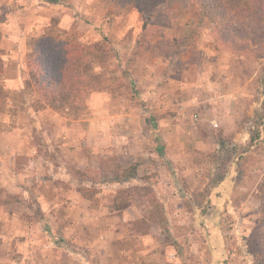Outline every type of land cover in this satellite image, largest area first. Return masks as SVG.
<instances>
[{
    "label": "rangeland",
    "instance_id": "obj_1",
    "mask_svg": "<svg viewBox=\"0 0 264 264\" xmlns=\"http://www.w3.org/2000/svg\"><path fill=\"white\" fill-rule=\"evenodd\" d=\"M128 1L45 0L41 5H10L9 0H0V49L5 65L0 132L9 130L15 136L16 129L18 138L27 142L25 152L33 156L37 150L52 162L61 160V155H49V147L58 145L47 133L53 114L80 117L89 110L97 113V121L107 132L115 128L123 135L132 128L136 132L131 142L122 140L120 156L108 144L104 154L97 152V168L89 167L101 174L99 184L84 183L96 189V202L87 206V216L75 221L80 240L89 247L82 251V263L66 250H15L9 242L0 243V264H117L109 250L112 232L116 230L113 241L119 243L140 233L131 223L145 214L149 191L163 203L169 224L152 226L149 234L154 248L148 264H254L248 243L262 229L258 219L264 203L258 195L264 181V0H253V21H262L254 39L238 46L210 24L201 28L197 45L185 48L177 60L163 43L181 28L196 25L202 13L198 1L177 0L173 7L179 11L187 1L184 14L170 27L160 23L154 43L161 42L142 55L134 53L144 33L145 16ZM65 42L72 46L93 43L112 52L106 62L91 64L88 76L94 86L76 101L80 109L58 112L42 101L32 68L41 50L59 54L66 51ZM208 76L218 80L220 87L208 88ZM91 100L97 106L88 104ZM131 115L137 117L136 123ZM257 127L261 135L251 143ZM220 129L234 143L251 144L240 167L236 157L230 168L229 196L222 207L210 197L219 186L214 187L220 165L213 154L218 150ZM9 139L0 134L2 144ZM3 152L0 149V162L13 163L17 174L30 164L25 152ZM62 157L70 171L76 168L65 154ZM102 163H106L104 169ZM117 164L122 167L119 175L113 172ZM134 165L138 167L135 177H124L123 170ZM112 178L118 183H109ZM5 179L0 176V231L40 219V199L22 200L20 194H11ZM123 187L136 191L120 210L115 198ZM222 194L216 190L214 197ZM99 213L105 215L102 221L96 218ZM20 216L22 221H18ZM105 246L107 250L100 251ZM163 248L170 249L165 261L158 251ZM121 252V259L136 263L137 254L128 249Z\"/></svg>",
    "mask_w": 264,
    "mask_h": 264
},
{
    "label": "trees",
    "instance_id": "obj_2",
    "mask_svg": "<svg viewBox=\"0 0 264 264\" xmlns=\"http://www.w3.org/2000/svg\"><path fill=\"white\" fill-rule=\"evenodd\" d=\"M134 2L141 14L145 16L143 22V31L141 37L137 39L135 55H142L158 47L159 42L154 43V35L159 32L157 26L162 25L170 27L173 20L184 14V8L187 1L181 3L182 9H175L173 6L177 0H130ZM128 1V2H130ZM201 6L202 13L193 27L181 28L172 38L163 43L167 51L173 56V60H177L185 48L195 47L197 45V37L200 35L201 28L212 25L221 34H224L230 43L242 45L246 39H254L259 31L262 21L254 18L253 0H197ZM230 1H232L230 3ZM164 8H160L164 4ZM68 42V41H66ZM65 52L54 54L45 50H41L33 64V76L37 80L36 90L41 96L42 101L53 110L61 112L65 109L77 108L76 101L83 98V95L94 86L91 76L88 72L91 64L96 61H105L110 57L111 50L103 46L93 43L78 42L75 46L69 43ZM238 45V46H239ZM5 65L2 59L0 49V110L3 107V79ZM264 107V103H263ZM261 118V114H260ZM261 135L259 127L251 134V143L258 139ZM218 150L213 154L214 159L219 161V172L215 179L214 187L218 186L228 176L231 166L238 157V168L241 165L244 154L249 150L251 144L234 143L232 136L224 133L220 129L217 133ZM106 163H102L101 168H105ZM121 168L118 164L113 169L119 175ZM124 177L132 178L138 172L137 166L123 170ZM71 173L78 179L93 184L100 183V170L90 168L79 169L71 168ZM123 180V179H122ZM121 181V180H118ZM82 196L91 202H96V189L92 186L83 184L80 187ZM135 188L123 187L117 191L115 205L125 207L128 200L134 198ZM260 198L264 197V181L260 183L258 189ZM147 200L144 202L145 214L132 221L135 231L141 234H149L154 224L167 227L169 220L166 215L165 207L157 194L153 191L147 192ZM6 202V201H3ZM128 206V205H126ZM121 210V208H120ZM258 222L259 229L253 238L249 240V252L254 256V264H264V203L259 212Z\"/></svg>",
    "mask_w": 264,
    "mask_h": 264
},
{
    "label": "crops",
    "instance_id": "obj_3",
    "mask_svg": "<svg viewBox=\"0 0 264 264\" xmlns=\"http://www.w3.org/2000/svg\"><path fill=\"white\" fill-rule=\"evenodd\" d=\"M16 3H19L18 5H41L45 3V0H9L10 5H16ZM205 83L212 90L220 87V82L214 80L211 76H208ZM211 102L212 107H215L216 104H213V100ZM88 104L97 106V101L91 100ZM87 111V113L80 117L56 113L50 118L52 120L51 128L48 129L49 132L47 133L51 134L54 142H58L57 146L59 147H49V155H61L60 161H49L45 155L43 156L41 153H38L37 150L32 151L35 153L33 156L25 152L28 149L27 142L22 137L20 139L18 138L19 134L16 129L14 130L15 136L11 135L9 130L0 132V134H5L6 137L10 138L4 144L0 142V149L4 151L3 153L13 152L15 154H21V152H25L29 156L30 162V164L21 167L19 170L23 172H18V174L14 171L13 167L15 165L13 163H10L9 166L6 160L0 162V172H2L0 176L1 178L6 177L7 189L13 195L20 194L19 198L22 200L32 196L38 197L42 203V216L40 219L30 221L29 225L21 223V225L17 226L14 224L13 227L4 226L3 230L0 231V243L7 244L11 242L9 244L15 250L23 249L24 251H36L42 248H49L56 250V252L61 251L64 253V250H66L81 262L82 251L89 247H86L87 245L80 240L79 225L75 221L89 214L87 206L89 209L91 201L83 197L80 190V187L85 181L78 180L71 173L67 161L63 159L62 155L65 154L68 157L67 160H71L76 168H97V152H103L104 154V148L109 144V146L117 148L114 153L120 156V152L123 151L122 140L128 139L131 142L136 136L133 128L131 131L124 133V135L116 128L115 130L108 131V133L107 130H104L101 122L97 121V113ZM131 117L132 123H136L138 120L137 117L135 118L133 115ZM211 120L215 123L218 122L216 118H211ZM97 146H100V148L97 149ZM125 149L128 150L127 147ZM98 168L100 167L98 166ZM24 171L29 173L26 174ZM16 174L18 177H16ZM11 175L12 178L8 180L7 178L11 177ZM38 177L42 178L41 182L38 180ZM231 178L232 175L227 176L214 189L215 191L222 190V195L216 198V196L214 197L215 191L213 190L211 192L210 197L213 198L216 204L221 205L226 202L227 196H229L227 191L229 190V180ZM108 182L118 183L115 178L110 179ZM84 205L86 206L85 209ZM217 207L220 208V206ZM104 216L99 213L96 218L102 221ZM20 220L22 221L21 216L18 218V221ZM113 238L117 239L116 230L112 232V239L109 244L111 259L114 262L124 264L127 260L121 259L118 254L122 253L121 251L123 249H128L137 254V261L136 263L127 261L126 264L149 263V258H151V253H153L152 249L154 248L152 247L154 239H152L150 234L135 233L131 237H126L124 243H119L117 240L113 241ZM104 249L107 250V246L100 249V251ZM158 251L163 254L165 261L166 254L170 252V249L163 248Z\"/></svg>",
    "mask_w": 264,
    "mask_h": 264
}]
</instances>
